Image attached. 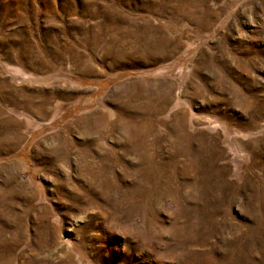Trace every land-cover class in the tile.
<instances>
[{
  "label": "rangeland",
  "instance_id": "374dc122",
  "mask_svg": "<svg viewBox=\"0 0 264 264\" xmlns=\"http://www.w3.org/2000/svg\"><path fill=\"white\" fill-rule=\"evenodd\" d=\"M0 264H264V0H0Z\"/></svg>",
  "mask_w": 264,
  "mask_h": 264
}]
</instances>
